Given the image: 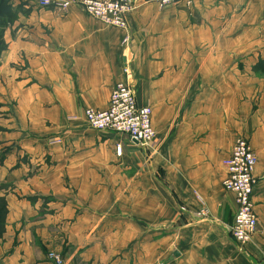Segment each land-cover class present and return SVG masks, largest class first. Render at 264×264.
I'll return each instance as SVG.
<instances>
[{
	"label": "crops",
	"instance_id": "obj_1",
	"mask_svg": "<svg viewBox=\"0 0 264 264\" xmlns=\"http://www.w3.org/2000/svg\"><path fill=\"white\" fill-rule=\"evenodd\" d=\"M14 1L29 14H18L13 41L6 34L5 62L29 67L16 83L25 90L13 134L0 135V148L14 138L36 160L26 166L12 154L0 162L9 211L0 264H54L52 251L65 264H264V79L254 74L264 0L164 9L133 0L128 30L78 5L62 13ZM119 83L153 109L150 147L93 130L84 116L106 110ZM240 138L258 156L259 223L245 247L230 235L238 203L223 186Z\"/></svg>",
	"mask_w": 264,
	"mask_h": 264
},
{
	"label": "built area",
	"instance_id": "obj_2",
	"mask_svg": "<svg viewBox=\"0 0 264 264\" xmlns=\"http://www.w3.org/2000/svg\"><path fill=\"white\" fill-rule=\"evenodd\" d=\"M147 1L157 4L161 9L181 4L193 6V0ZM40 4L43 7L55 6L62 13H68L72 6L78 5L89 17L121 30H128L129 17L135 11L133 0H40ZM130 42L131 38L127 37L125 43L129 45ZM84 116L94 130L123 134L143 147H150L157 137L153 126V109L139 106L133 88L126 83H119L114 87L106 110L87 109ZM116 151L118 156L122 155L121 146ZM224 164L227 169L224 189L233 193L238 203L230 235L239 245L245 247L255 235L259 223L254 203L258 156L249 140L240 138ZM207 213V210H202L200 216H206ZM49 257L55 264H63L59 255L50 253Z\"/></svg>",
	"mask_w": 264,
	"mask_h": 264
},
{
	"label": "rangeland",
	"instance_id": "obj_3",
	"mask_svg": "<svg viewBox=\"0 0 264 264\" xmlns=\"http://www.w3.org/2000/svg\"><path fill=\"white\" fill-rule=\"evenodd\" d=\"M13 3H14V7L17 10L19 15L23 14L24 16L25 15L27 16L29 14V12L28 13L26 12L27 10L19 8L18 5L15 6L14 0H13ZM39 4H40V0H39ZM39 7L49 8V7H43V6H41V4ZM6 34H7V39H9L11 41L14 40L15 30H14L13 26L9 27L7 29ZM5 38H6V36H5ZM253 57H255V55H253ZM256 57H257V60H256L257 62H256V67L254 68L255 69L254 74H256L260 78L264 79V73L260 72L261 71L260 68L264 67V50L262 52H258ZM5 59H7V58L4 57V53H3L0 56V135H4V136L7 135L8 136V135L13 134V133L12 134H9V133L11 131H13L12 130L13 128L11 126L13 125L16 108L20 107V104H18V98L20 97L22 92H24V90H25V88H21L20 85H18L16 83L19 82L20 78L23 77L22 72H24L26 70V68L29 67V63H27L26 59L23 60L24 63H21L19 61L15 62L13 60H12V62L11 61L5 62ZM258 66H259V71H257V69H256ZM27 86H26V88H27ZM29 110H30V108L28 109V111ZM91 129H93V128H91ZM40 131L41 130H39V132ZM29 133H30V131H29ZM27 137L28 136L23 137L21 141L24 142V141L28 140V139H26ZM28 138H31V137H28ZM51 138L52 137H49L48 140ZM40 140L42 141V143H49L50 142L44 138H42ZM41 141H39V143ZM75 141L78 142L75 138H72L71 140H64V143L66 145L67 144H73V143H75ZM58 142L60 144H63V141H61V140ZM1 143H3V142H1ZM18 145H20L19 140H14V138H12L10 140H6L5 143L2 145V147L0 148V162L3 163L5 160H7L8 156L13 154L14 156L16 155L15 157L17 158L19 164H24L26 166L31 165V163L34 160H36L35 159L36 157L32 156L30 153L26 152L25 150H21V148ZM42 158L46 161L48 159L49 160L53 159V156H51L50 153H45V155L42 156ZM34 169L36 172L42 170L40 166H36ZM90 170H92V169H90ZM88 185L89 186H98V187L101 186V184L100 185L88 184ZM103 186H105V185H103ZM113 187L118 189L120 187V185L114 184ZM73 190H76V189H73ZM76 192L77 191H74V193H76ZM0 198L7 201L3 197H0ZM2 206H3V203L1 202L0 208H2ZM51 253H55L56 255H59L63 261V264H65V259H64L62 254H60L57 251L56 252L52 251ZM52 262L54 263V261H52Z\"/></svg>",
	"mask_w": 264,
	"mask_h": 264
},
{
	"label": "trees",
	"instance_id": "obj_4",
	"mask_svg": "<svg viewBox=\"0 0 264 264\" xmlns=\"http://www.w3.org/2000/svg\"><path fill=\"white\" fill-rule=\"evenodd\" d=\"M18 20V12L14 7L13 0H0V56L8 50L6 41V31L9 27L14 26ZM259 71V66L256 68ZM260 72L264 73V67L260 68ZM3 203L0 208V240L5 233L6 218L8 215L7 201L0 198V203Z\"/></svg>",
	"mask_w": 264,
	"mask_h": 264
}]
</instances>
